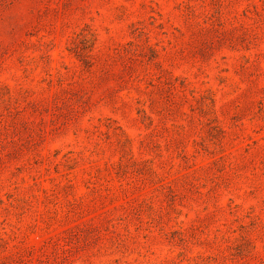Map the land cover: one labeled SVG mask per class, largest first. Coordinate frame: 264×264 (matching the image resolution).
<instances>
[{
	"label": "rangeland",
	"instance_id": "rangeland-1",
	"mask_svg": "<svg viewBox=\"0 0 264 264\" xmlns=\"http://www.w3.org/2000/svg\"><path fill=\"white\" fill-rule=\"evenodd\" d=\"M0 264H264V0H0Z\"/></svg>",
	"mask_w": 264,
	"mask_h": 264
}]
</instances>
